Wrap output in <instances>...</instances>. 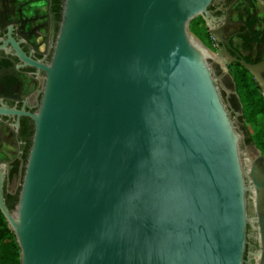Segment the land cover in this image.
I'll return each instance as SVG.
<instances>
[{
	"label": "water",
	"instance_id": "95a60500",
	"mask_svg": "<svg viewBox=\"0 0 264 264\" xmlns=\"http://www.w3.org/2000/svg\"><path fill=\"white\" fill-rule=\"evenodd\" d=\"M61 1L48 60L47 49L38 59L22 50L4 3L0 19V50L20 62L11 70L41 73L35 111L0 94V122L14 118L13 129L0 124V159L19 153V118L33 125L22 177L9 179L12 165L0 160V212L20 264H243L244 174L261 195L264 165L244 171L242 130L213 62L227 67L189 31L200 16L222 60H235L219 22L244 25L228 18L242 15L241 0L220 17L213 0ZM5 2L42 50L49 0ZM24 81L23 92L34 87ZM4 185L19 187L13 210Z\"/></svg>",
	"mask_w": 264,
	"mask_h": 264
},
{
	"label": "flooded vegetation",
	"instance_id": "af4514ba",
	"mask_svg": "<svg viewBox=\"0 0 264 264\" xmlns=\"http://www.w3.org/2000/svg\"><path fill=\"white\" fill-rule=\"evenodd\" d=\"M0 2V19L2 17L4 3L6 6V20L14 22V30L12 33L14 38L21 39L22 35L25 36L23 38V43L20 44L22 50L26 53L30 52L34 58L38 59L42 57V52L47 49V56L45 60H48L51 53V45L54 43L57 34H54L53 31L54 29L52 26L51 15L49 13V6L47 12V21L45 25V46L42 50H40L36 45L30 43L28 38V34L37 35L36 30L34 28L28 27L27 21L24 18L17 21L10 19L8 17L7 5L5 0H0ZM236 2L237 0H232L230 3L226 4L225 0H213L209 5V10L211 14L216 17L224 15L228 16L229 7L234 5ZM241 5H243L242 15H239L236 19H232L229 16L228 18L232 21L240 20L244 25L230 23L222 25V22H219V24L222 26L224 37L229 38L230 47L234 49L238 53V55L228 49L229 54L234 57L235 60H229L226 64H224L227 67L226 71H224L220 64L217 62H213V68L216 75L220 78V80L218 81V86L220 94L222 96V100L225 103L231 118L238 120L239 127L242 130L240 151L242 166L244 171H246L247 166H250L252 164L264 165V151L262 150V148L257 146L254 139V135L258 131L255 133H250L248 129L251 124H254V122H257L258 120L261 121L258 127L260 129H264V114L263 112L257 111L258 107L255 103V94L251 93L252 89L256 88L257 92L264 100V10L260 13L258 12L259 6L264 7V0H241ZM48 15L50 17L49 23ZM228 25L236 26L238 27V29L231 30L229 34H226L224 32V27H227ZM5 33L6 28L0 24V39L6 38ZM242 36L245 37L246 42H243ZM234 38L240 39V44L238 46L234 43ZM218 45L220 46L219 43ZM218 59L222 61L221 57H218ZM240 59L244 60L247 64L252 66V70L244 67L247 70V81L249 84L246 91L245 103H242L241 98L237 93L236 80L233 72L236 64L242 66L239 62ZM19 63L20 62L17 58H15L14 56L6 55L3 51L0 50V72L4 71V75L0 77V94L3 95V103L8 107L20 108L23 105V101H25V108L29 111H35L36 102L40 98V94H37V92L40 88L39 77L41 73L39 76H36L34 74L35 69L31 68V70H24L25 68L30 67H23L18 71H12L11 68L18 65ZM27 79L30 81V83L34 84V87L29 89L27 92H23V84L25 82L24 80ZM249 117L251 118L249 119ZM1 120V125L13 129L10 126V124L14 122L13 117L1 116ZM15 142L17 143V150L19 151V144L17 139H15ZM18 154L13 158L8 159L10 161V164L14 159L18 158ZM0 160L8 161L7 159ZM250 161H252L251 164ZM253 161L256 163H254ZM244 178L246 186L249 188V190L246 192L245 197L247 225L245 229L246 237L243 264H264V215H262L264 214V208H260L264 207V194H261L263 196L260 195L259 197L258 195L255 197L257 193L255 188L253 187L250 175L248 173H245ZM4 187L8 192H15V190L10 191L7 185H4ZM258 197L259 199H261L258 200L259 203L258 201H255V199L257 200ZM261 197L263 198V201Z\"/></svg>",
	"mask_w": 264,
	"mask_h": 264
},
{
	"label": "trees",
	"instance_id": "16d2710c",
	"mask_svg": "<svg viewBox=\"0 0 264 264\" xmlns=\"http://www.w3.org/2000/svg\"><path fill=\"white\" fill-rule=\"evenodd\" d=\"M226 4L230 3L232 0H225ZM61 0H50L49 5V13L51 15L52 20V26L54 34L58 31V26L60 22V13H61ZM210 9V7L208 8ZM190 24L192 25V32L195 35L200 34H207V27L205 26L204 21L200 16L193 19ZM243 42H246L245 37L242 36ZM24 70H31V68H25ZM234 76L236 80V89L237 93L239 94L242 103H245L246 98V91L247 87L249 86L247 81V70L240 66L239 64H236L234 68ZM253 94H255V103L258 112H263L264 114V100L257 92V89H252ZM254 113V112H253ZM251 117H249L250 119ZM33 133V125L31 119L28 117H21L19 128L17 131L16 139L19 144V154L18 158L14 159L11 162V169L9 172V179L11 177H22L24 166L28 154V150L31 144V137ZM255 142L258 147L262 148L264 151V129H260L255 135H254ZM18 191L19 187L15 190L14 193H10L6 191V188L4 187V202L6 204V207L9 210H13L17 198H18ZM0 264H20L19 261V247L15 241V237L13 232L9 229L7 222L5 221V218L3 217L2 213L0 212Z\"/></svg>",
	"mask_w": 264,
	"mask_h": 264
},
{
	"label": "rangeland",
	"instance_id": "374dc122",
	"mask_svg": "<svg viewBox=\"0 0 264 264\" xmlns=\"http://www.w3.org/2000/svg\"><path fill=\"white\" fill-rule=\"evenodd\" d=\"M192 25L189 24V31L196 36L208 49H210L213 53H215L218 57H221L218 46L216 44L215 39L207 32V34H200V35H195L192 30ZM223 65L226 64L227 62L222 60ZM256 121V120H255ZM261 121L254 122V124H251L248 129L250 133H255L260 130L258 127L260 125Z\"/></svg>",
	"mask_w": 264,
	"mask_h": 264
},
{
	"label": "bare ground",
	"instance_id": "6f19581e",
	"mask_svg": "<svg viewBox=\"0 0 264 264\" xmlns=\"http://www.w3.org/2000/svg\"><path fill=\"white\" fill-rule=\"evenodd\" d=\"M247 155V154H246ZM251 157V156H250ZM252 158V157H251ZM251 162L252 161H250V164H251ZM254 162V161H253ZM254 163H256V162H254ZM249 164V165H250ZM255 192V191H254ZM256 194V193H255ZM262 194H264V193H262ZM257 195H255V197H256ZM261 196H263V195H261ZM259 197H260V195H259ZM259 197L257 198V200L255 199V201L257 202L258 200H261V199H259ZM264 197V196H263ZM262 198V197H261ZM262 201H263V198H262ZM258 203H259V201H258ZM257 203V204H258ZM262 203V202H261ZM263 205V204H262ZM258 206V205H257ZM260 208H264V207H260ZM261 210H263V209H261ZM264 213V212H263ZM261 214H262V211H261ZM262 215H264V214H262ZM262 219V218H261ZM261 221V220H260ZM264 222V221H263ZM261 224V223H260ZM263 225V224H262ZM264 227V226H263ZM262 228V227H261ZM264 232V231H263ZM264 234V233H263ZM262 237V236H261ZM264 237V236H263ZM263 239V238H262ZM261 256H262V254H261Z\"/></svg>",
	"mask_w": 264,
	"mask_h": 264
},
{
	"label": "crops",
	"instance_id": "0c3cea01",
	"mask_svg": "<svg viewBox=\"0 0 264 264\" xmlns=\"http://www.w3.org/2000/svg\"><path fill=\"white\" fill-rule=\"evenodd\" d=\"M264 10V7H262V6H259L258 7V12L260 13V12H262Z\"/></svg>",
	"mask_w": 264,
	"mask_h": 264
}]
</instances>
